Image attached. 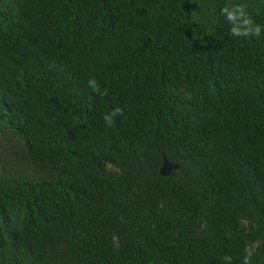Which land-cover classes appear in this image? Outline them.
<instances>
[{"label": "trees", "instance_id": "1", "mask_svg": "<svg viewBox=\"0 0 264 264\" xmlns=\"http://www.w3.org/2000/svg\"><path fill=\"white\" fill-rule=\"evenodd\" d=\"M245 247L264 264V0H0V264Z\"/></svg>", "mask_w": 264, "mask_h": 264}, {"label": "clouds", "instance_id": "2", "mask_svg": "<svg viewBox=\"0 0 264 264\" xmlns=\"http://www.w3.org/2000/svg\"><path fill=\"white\" fill-rule=\"evenodd\" d=\"M223 13L226 17V20L228 22H231L233 24V27L231 29V34L234 37H248V36H259L261 33V29L259 26L252 25L251 21L249 19H244L243 20V27L238 25L236 23L238 16L244 15L242 9H229L225 7L223 10ZM87 86L93 91L100 93L101 95H106L107 92H101L100 91V86L98 82L96 81L95 78H90L87 81ZM121 109L116 108L112 110L110 113H105L103 115V121L104 125L106 127H111L114 122V117L120 113ZM244 257H243V264H250L251 259L254 255L253 250L250 247H245L244 249Z\"/></svg>", "mask_w": 264, "mask_h": 264}, {"label": "water", "instance_id": "3", "mask_svg": "<svg viewBox=\"0 0 264 264\" xmlns=\"http://www.w3.org/2000/svg\"><path fill=\"white\" fill-rule=\"evenodd\" d=\"M179 169L177 164L168 161L165 157L163 158L162 165L159 169L161 176H168L172 171Z\"/></svg>", "mask_w": 264, "mask_h": 264}]
</instances>
